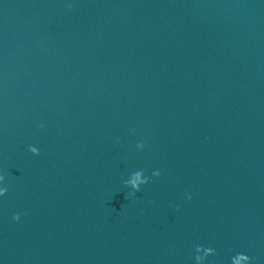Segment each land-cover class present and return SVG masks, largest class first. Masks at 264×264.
Wrapping results in <instances>:
<instances>
[{"label":"water","instance_id":"water-1","mask_svg":"<svg viewBox=\"0 0 264 264\" xmlns=\"http://www.w3.org/2000/svg\"><path fill=\"white\" fill-rule=\"evenodd\" d=\"M0 170V264H264V0H0Z\"/></svg>","mask_w":264,"mask_h":264},{"label":"clouds","instance_id":"clouds-1","mask_svg":"<svg viewBox=\"0 0 264 264\" xmlns=\"http://www.w3.org/2000/svg\"><path fill=\"white\" fill-rule=\"evenodd\" d=\"M40 127H44L43 124L40 125ZM30 151L33 153H38L39 150L36 147L30 146ZM159 174V173H157ZM7 177L3 170H0V196H4L9 192L8 185L6 183ZM145 182L144 179L140 176V174H137L136 178L133 180V184L137 187H139L140 183ZM191 196H189V199ZM13 219L16 221H19L21 219L20 213H16L13 216ZM200 251H203V249H200ZM209 253H211L213 250L209 248L207 250ZM205 256L197 255L196 261L197 264H204ZM235 261V264H253V258L252 256L248 255L247 253H238L236 257L233 258Z\"/></svg>","mask_w":264,"mask_h":264}]
</instances>
